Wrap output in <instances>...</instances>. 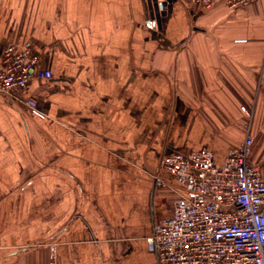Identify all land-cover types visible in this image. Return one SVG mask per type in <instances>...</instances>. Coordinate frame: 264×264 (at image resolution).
Returning <instances> with one entry per match:
<instances>
[{
  "label": "crops",
  "instance_id": "0c3cea01",
  "mask_svg": "<svg viewBox=\"0 0 264 264\" xmlns=\"http://www.w3.org/2000/svg\"><path fill=\"white\" fill-rule=\"evenodd\" d=\"M7 43L52 76L0 93V264H158L179 190L160 159L220 167L248 124L264 176V0H0Z\"/></svg>",
  "mask_w": 264,
  "mask_h": 264
},
{
  "label": "built area",
  "instance_id": "2783aa9c",
  "mask_svg": "<svg viewBox=\"0 0 264 264\" xmlns=\"http://www.w3.org/2000/svg\"><path fill=\"white\" fill-rule=\"evenodd\" d=\"M255 0H224L237 9ZM215 0H189L192 9H211ZM0 61V93L22 91L33 76L51 79L49 70L36 71L37 58L25 49L7 43ZM29 111L45 115L30 98ZM251 120L252 109L242 107ZM246 136L225 155L218 167L208 150L165 155L160 166L171 173L177 186L172 215L153 227L146 239L158 264H264V176L252 163L253 135ZM155 185L170 187L153 176ZM49 264H57L55 247L50 246Z\"/></svg>",
  "mask_w": 264,
  "mask_h": 264
}]
</instances>
